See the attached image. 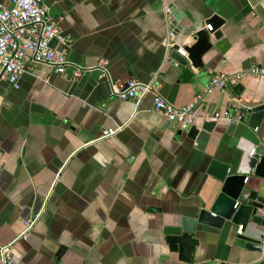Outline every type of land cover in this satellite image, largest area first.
I'll return each mask as SVG.
<instances>
[{"label": "crops", "instance_id": "1", "mask_svg": "<svg viewBox=\"0 0 264 264\" xmlns=\"http://www.w3.org/2000/svg\"><path fill=\"white\" fill-rule=\"evenodd\" d=\"M42 2L69 38V65L62 74L34 65L17 89L0 82V246L11 244L13 264H264V238L247 249L230 224L197 226L187 263L170 251L167 236L210 198L207 158L184 135L175 137L178 130L153 111L152 95L120 100L111 88L152 82L175 108L203 96L202 115L223 116L230 93L263 106L264 76L233 79L226 92L205 90L212 74L239 73L247 61L264 70V0ZM166 6L176 44H191L188 32L211 30L204 22L213 15L224 20L210 36L215 59L205 85L176 83L172 48L165 46ZM216 123L222 133L230 125ZM119 125L120 132L102 138ZM246 125L237 124L235 137L264 147V125L258 137ZM228 142L223 135L220 148ZM25 220L34 223L23 238Z\"/></svg>", "mask_w": 264, "mask_h": 264}, {"label": "water", "instance_id": "2", "mask_svg": "<svg viewBox=\"0 0 264 264\" xmlns=\"http://www.w3.org/2000/svg\"><path fill=\"white\" fill-rule=\"evenodd\" d=\"M200 29L188 32L191 44H176L168 57L174 63V72L179 73L176 83L205 85L214 61L211 51L214 48L211 34L224 24L218 15H213ZM251 66L245 62L243 69ZM213 76L215 74H212ZM264 125V105L255 107L247 119V127L253 132ZM236 124H230L222 133L216 122H205L194 125L186 131L178 130L176 138L182 135L193 143L194 149L207 158L206 174L212 179L211 195L204 201L193 218L183 217L180 232L167 236L171 252L177 253L180 261L189 262L193 251V240L197 226H208L222 229L227 224L242 226V235L238 239L245 243V248L253 250L262 244L264 238V150L252 140L235 137ZM258 132V131H257ZM254 133L256 136L258 133ZM223 135L229 137L228 149L220 148ZM258 137V136H257ZM264 141V134L258 140ZM212 144V151L208 146ZM254 155H250L252 151ZM221 156L224 160L217 159ZM65 251L60 246L56 253L59 259Z\"/></svg>", "mask_w": 264, "mask_h": 264}, {"label": "built area", "instance_id": "3", "mask_svg": "<svg viewBox=\"0 0 264 264\" xmlns=\"http://www.w3.org/2000/svg\"><path fill=\"white\" fill-rule=\"evenodd\" d=\"M164 16L168 27L165 46L172 48L175 45L176 30L172 10L165 7ZM57 21L49 16L47 8L42 0H10L8 5L0 4V82L6 81L10 88L17 89L19 79L24 73L32 72L34 65H45L56 74H62L69 62L65 56L64 46L69 38L61 32ZM106 62L100 61L98 68L108 77L105 70ZM81 68H76L73 78L80 75ZM249 74L254 77L264 76V70L256 66H250L239 73L218 74L211 77L206 87L205 94L218 89L221 92L230 91V82ZM113 95L120 100H132L139 102L147 95L153 96V111L165 118L177 130L186 131L194 125L205 122H216L224 119L230 124H242L247 121L253 109L257 106L249 105L230 93L229 104L223 116L219 114L202 115L199 113V105L203 96H197L196 100L185 107L175 108L166 101L152 83H142L130 80L120 84L114 89ZM124 128V125L108 128L103 131L102 138L116 135ZM257 128L253 130L254 133ZM255 151L251 152V156ZM34 220L23 222L26 233L32 227ZM236 235H242V226H238ZM264 236V230L261 231ZM0 264H13L11 244L0 246Z\"/></svg>", "mask_w": 264, "mask_h": 264}]
</instances>
